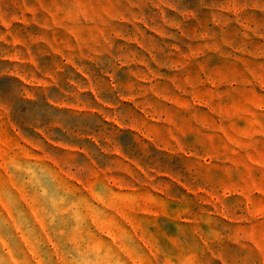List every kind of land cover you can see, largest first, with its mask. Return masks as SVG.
Returning a JSON list of instances; mask_svg holds the SVG:
<instances>
[{
    "label": "rangeland",
    "instance_id": "1",
    "mask_svg": "<svg viewBox=\"0 0 264 264\" xmlns=\"http://www.w3.org/2000/svg\"><path fill=\"white\" fill-rule=\"evenodd\" d=\"M0 264H264V0H0Z\"/></svg>",
    "mask_w": 264,
    "mask_h": 264
}]
</instances>
